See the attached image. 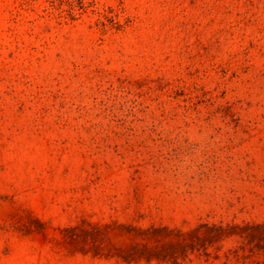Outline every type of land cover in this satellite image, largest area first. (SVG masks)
Here are the masks:
<instances>
[{"label":"rangeland","instance_id":"1","mask_svg":"<svg viewBox=\"0 0 264 264\" xmlns=\"http://www.w3.org/2000/svg\"><path fill=\"white\" fill-rule=\"evenodd\" d=\"M260 226L264 0H0V264H264Z\"/></svg>","mask_w":264,"mask_h":264},{"label":"trees","instance_id":"2","mask_svg":"<svg viewBox=\"0 0 264 264\" xmlns=\"http://www.w3.org/2000/svg\"><path fill=\"white\" fill-rule=\"evenodd\" d=\"M205 228V233H200V229ZM259 229L262 232V235L264 234V226H260ZM168 230L166 229H151L150 231H141V233H147L150 235H156L158 233L166 232ZM226 228H223L222 226H208V225H201L200 227L194 229L191 232L187 233H180L178 232V236L181 237V241H178L175 244H170L169 250L163 253V257H169L170 259L176 260L177 258V251L173 250V247L179 246L181 247L182 253H186V250L189 248L190 250L197 249L195 247V244L191 241L190 243L187 241L186 237H189L190 239H195L196 242H200L201 245H199L201 248L206 246L207 244H211L214 241L219 240L225 235ZM246 238H255V235L248 234L246 235ZM264 238V237H263ZM262 236H259L258 239L260 241H263L264 239ZM171 250V251H170Z\"/></svg>","mask_w":264,"mask_h":264}]
</instances>
